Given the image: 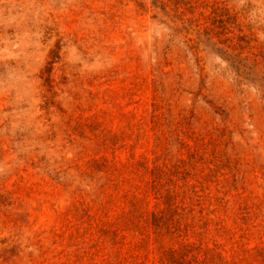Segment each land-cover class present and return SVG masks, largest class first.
<instances>
[{"label":"rangeland","instance_id":"374dc122","mask_svg":"<svg viewBox=\"0 0 264 264\" xmlns=\"http://www.w3.org/2000/svg\"><path fill=\"white\" fill-rule=\"evenodd\" d=\"M0 264H264V0H0Z\"/></svg>","mask_w":264,"mask_h":264}]
</instances>
